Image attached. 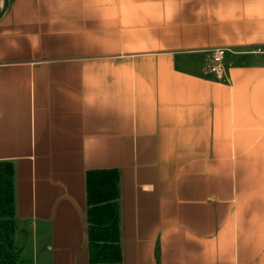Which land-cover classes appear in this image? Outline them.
<instances>
[{
  "label": "crops",
  "instance_id": "crops-1",
  "mask_svg": "<svg viewBox=\"0 0 264 264\" xmlns=\"http://www.w3.org/2000/svg\"><path fill=\"white\" fill-rule=\"evenodd\" d=\"M257 47L264 0H11L0 162L16 264H89L85 174L101 169L119 175L118 264H264Z\"/></svg>",
  "mask_w": 264,
  "mask_h": 264
},
{
  "label": "trees",
  "instance_id": "trees-1",
  "mask_svg": "<svg viewBox=\"0 0 264 264\" xmlns=\"http://www.w3.org/2000/svg\"><path fill=\"white\" fill-rule=\"evenodd\" d=\"M11 0H9L10 2ZM86 183V238L89 264L122 260L119 231V175L115 169L90 170ZM15 202L13 166L0 162V264H16L13 246Z\"/></svg>",
  "mask_w": 264,
  "mask_h": 264
},
{
  "label": "built area",
  "instance_id": "built-area-1",
  "mask_svg": "<svg viewBox=\"0 0 264 264\" xmlns=\"http://www.w3.org/2000/svg\"><path fill=\"white\" fill-rule=\"evenodd\" d=\"M228 52L227 49H214L210 52V71L219 79L224 77L223 62ZM254 54H264V47L253 49Z\"/></svg>",
  "mask_w": 264,
  "mask_h": 264
},
{
  "label": "water",
  "instance_id": "water-1",
  "mask_svg": "<svg viewBox=\"0 0 264 264\" xmlns=\"http://www.w3.org/2000/svg\"><path fill=\"white\" fill-rule=\"evenodd\" d=\"M9 0H2V5L0 7V20L3 17V15L6 13L8 7H9Z\"/></svg>",
  "mask_w": 264,
  "mask_h": 264
},
{
  "label": "bare ground",
  "instance_id": "bare-ground-1",
  "mask_svg": "<svg viewBox=\"0 0 264 264\" xmlns=\"http://www.w3.org/2000/svg\"><path fill=\"white\" fill-rule=\"evenodd\" d=\"M0 2H2V0H0ZM0 6H1V4H0Z\"/></svg>",
  "mask_w": 264,
  "mask_h": 264
},
{
  "label": "rangeland",
  "instance_id": "rangeland-1",
  "mask_svg": "<svg viewBox=\"0 0 264 264\" xmlns=\"http://www.w3.org/2000/svg\"><path fill=\"white\" fill-rule=\"evenodd\" d=\"M0 4L2 5V2H0ZM1 7V6H0Z\"/></svg>",
  "mask_w": 264,
  "mask_h": 264
}]
</instances>
